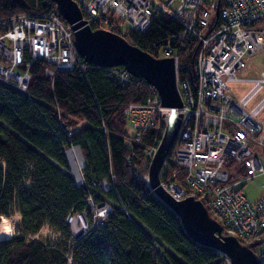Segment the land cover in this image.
<instances>
[{
	"label": "trees",
	"instance_id": "1",
	"mask_svg": "<svg viewBox=\"0 0 264 264\" xmlns=\"http://www.w3.org/2000/svg\"><path fill=\"white\" fill-rule=\"evenodd\" d=\"M23 2L0 0V17L57 11L51 0ZM89 25L130 37L154 57H161L163 46L170 43L181 64L180 78H191L198 41L176 40L181 24L172 15L160 14L144 31L121 32L115 21L112 26ZM81 64L49 76L44 72L49 64L37 59L30 66L25 92L0 81V216L8 215L10 203L20 214L17 233L0 240V264H67L66 250L74 264H224L221 253L189 237L173 210L139 176L141 163H149L145 151L160 133L150 129L140 136L129 135L123 111L128 103L143 102L149 96L148 84L135 77L121 83L111 67L88 64L82 58ZM177 142L178 137L161 179L176 171L174 180L186 187L183 171L173 162ZM73 146L84 161L81 184L73 179L65 159L64 151ZM226 167L231 168V180L244 175L232 161ZM101 180L109 188H102ZM246 181L240 183L241 189ZM88 194L96 204L112 205L104 225L94 227L70 247L24 237L47 222L68 238L65 217L82 210ZM261 242L264 237L256 243ZM256 243L247 246L258 264H264V251L257 254Z\"/></svg>",
	"mask_w": 264,
	"mask_h": 264
},
{
	"label": "built area",
	"instance_id": "2",
	"mask_svg": "<svg viewBox=\"0 0 264 264\" xmlns=\"http://www.w3.org/2000/svg\"><path fill=\"white\" fill-rule=\"evenodd\" d=\"M75 1L88 24L100 22L112 26L116 16L119 21L128 22V30L144 31L153 18L168 13L181 24L176 40L194 38L198 41L191 78H180L181 64L174 48L170 43L163 46L162 57L173 58L182 101L177 108L182 119L173 162L183 171L186 187L174 180L176 171L170 172L167 178H160L161 185L177 200L187 196L199 199L219 222L220 237L233 236L244 244L262 241L264 196L249 201L240 183L264 172L261 159L264 155V116L259 118L264 109V94L249 110L245 109L247 102L262 88L264 72L253 79L252 86L239 99L225 90L226 81L238 80L236 72L246 66L250 56L264 50V0ZM128 38L127 41L134 45V40ZM37 59L49 64L44 67L49 76L58 69L82 67L70 25L62 21L57 11L38 15L35 10L32 14L0 17V81L25 92L30 66ZM111 68L118 82H127L133 77L123 67ZM148 86L149 96L143 102L128 103L123 113L136 136L153 129L161 138L170 109L162 105L156 89ZM160 138L145 151L149 161ZM66 161L72 172L67 157ZM229 161L242 167V178L229 179L231 168L226 167ZM81 164L77 184L83 182V158ZM164 166L165 162L162 168ZM99 184L104 189L109 188L105 180ZM84 202L82 210L70 211L65 217L68 238L47 222L36 233H24V237L70 247L85 237L88 230L104 225L113 210L109 202L96 204L90 194L85 196ZM121 208L124 209L122 205ZM52 233H56L54 241H50ZM11 234L16 232L13 230ZM64 256L67 264H74L68 250ZM223 256L224 264H229L228 258Z\"/></svg>",
	"mask_w": 264,
	"mask_h": 264
},
{
	"label": "water",
	"instance_id": "3",
	"mask_svg": "<svg viewBox=\"0 0 264 264\" xmlns=\"http://www.w3.org/2000/svg\"><path fill=\"white\" fill-rule=\"evenodd\" d=\"M23 5V0H13ZM64 21L73 30V40L79 56L88 64L112 67L121 66L131 76L152 85L169 107V114L158 146L147 167L146 185L165 202L180 219L185 232L194 241L209 246L225 255L229 264H258L255 252L233 236H219L220 224L212 218L205 205L193 196L175 199L160 181V172L174 141L178 137L182 115L177 108L182 105L172 57H154L130 44L123 36L105 28L93 29L82 17L75 0H51ZM71 175L74 179L73 173Z\"/></svg>",
	"mask_w": 264,
	"mask_h": 264
},
{
	"label": "rangeland",
	"instance_id": "4",
	"mask_svg": "<svg viewBox=\"0 0 264 264\" xmlns=\"http://www.w3.org/2000/svg\"><path fill=\"white\" fill-rule=\"evenodd\" d=\"M113 19L115 20V24H117V26L121 32H125L128 29V26H129L128 22L119 21L116 18V16H114ZM101 28H104V27H101ZM105 29H107V28H105ZM261 71L264 72V50L252 54L250 56V58L246 61V66L243 69L238 70L236 72V76H237L238 80L226 81V85H227V88L225 90L226 93H230L233 96V98L239 99L252 86L253 79L259 78L261 76ZM263 94H264V84H263L262 88L253 96V98H251L247 102V104L245 105V109L249 110L263 96ZM263 116H264V109L259 114V118H261ZM126 129H127V132L129 135L135 134V130L132 128V126L130 125L129 122H126ZM71 148H77L79 150V148L77 146H73ZM79 153L81 155L80 150H79ZM81 157H82V155H81ZM65 159H66V156H65ZM261 159H262V162L264 164V155H261ZM148 164H144V162H142L140 165L139 174H140L141 180H143L144 182H146V178H147ZM80 173H81V170H80ZM161 174H162V171L160 172V178H161ZM81 177H82V175H81ZM74 180L77 181L75 178H74ZM243 191L245 192V194H248V193L263 194L264 193V172L256 175L254 178L246 181L243 184ZM209 215L211 216L212 214L209 213ZM2 216H6L8 218L10 226H11V231L13 232V230H14L16 232L17 225L20 221V214L14 208L13 204L10 203V207H8V215H2ZM2 216H0V219L2 218ZM89 231L90 230H88V232ZM42 234L45 236L46 235L45 231H43ZM55 236H56V233H52L51 234L52 238L50 239V241L56 240L57 237H55ZM5 239H7V238H5ZM253 242H254V240L249 242V243H253ZM255 248H256L257 254L260 253L261 251H264V242L256 243ZM227 261L229 262V260H227Z\"/></svg>",
	"mask_w": 264,
	"mask_h": 264
},
{
	"label": "bare ground",
	"instance_id": "5",
	"mask_svg": "<svg viewBox=\"0 0 264 264\" xmlns=\"http://www.w3.org/2000/svg\"><path fill=\"white\" fill-rule=\"evenodd\" d=\"M66 157L69 160L70 168L72 170L74 178L80 180V169L82 166V157L77 148H70L66 151ZM147 182V178H146ZM11 233V226L6 216H2L0 219V240L9 238Z\"/></svg>",
	"mask_w": 264,
	"mask_h": 264
},
{
	"label": "crops",
	"instance_id": "6",
	"mask_svg": "<svg viewBox=\"0 0 264 264\" xmlns=\"http://www.w3.org/2000/svg\"><path fill=\"white\" fill-rule=\"evenodd\" d=\"M255 177V176H254ZM253 177V178H254ZM248 181V180H247ZM242 190H243V187H242ZM243 193L245 194V192L243 191ZM245 196L247 197L248 200L250 201H255L256 199L260 198L261 196H264V193L263 194H255V193H248V194H245Z\"/></svg>",
	"mask_w": 264,
	"mask_h": 264
}]
</instances>
